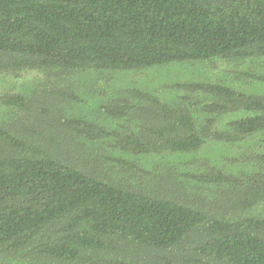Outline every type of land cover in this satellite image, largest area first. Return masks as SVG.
Returning a JSON list of instances; mask_svg holds the SVG:
<instances>
[{
  "label": "trees",
  "instance_id": "1",
  "mask_svg": "<svg viewBox=\"0 0 264 264\" xmlns=\"http://www.w3.org/2000/svg\"><path fill=\"white\" fill-rule=\"evenodd\" d=\"M0 264H264V0H0Z\"/></svg>",
  "mask_w": 264,
  "mask_h": 264
}]
</instances>
